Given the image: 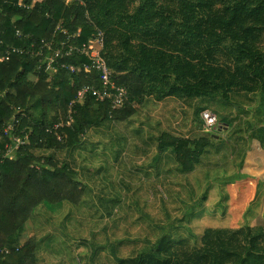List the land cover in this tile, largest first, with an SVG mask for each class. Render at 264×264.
I'll return each instance as SVG.
<instances>
[{
	"label": "trees",
	"instance_id": "obj_1",
	"mask_svg": "<svg viewBox=\"0 0 264 264\" xmlns=\"http://www.w3.org/2000/svg\"><path fill=\"white\" fill-rule=\"evenodd\" d=\"M98 31L103 33L102 55L111 78L128 91L120 109L89 92L73 102L78 91L98 84L97 70L83 71L90 64L84 55L73 52L58 59L79 67L77 72H54L49 64L50 77H42L47 54L62 43L81 46ZM263 34L264 0H0V56L10 50L0 61V131L16 125L10 139L0 138V198L7 199L0 207V264L34 263L37 240L32 236L23 241L19 232L37 205L78 203L83 195L68 165H59L51 154L38 158L33 149L71 151L89 129L113 117L128 118L148 95L187 102L221 98L233 108L224 121L232 114L236 135L245 116L237 112L246 105L235 104L232 94L264 100ZM263 118L264 111H256L246 128L263 130ZM22 135L29 136L26 145L8 151L13 137ZM215 142L213 136L192 140L162 132L157 149L171 150L181 168L191 171L202 151ZM208 223L198 247L162 235L148 251L118 258L115 264H264L263 226Z\"/></svg>",
	"mask_w": 264,
	"mask_h": 264
},
{
	"label": "rangeland",
	"instance_id": "obj_2",
	"mask_svg": "<svg viewBox=\"0 0 264 264\" xmlns=\"http://www.w3.org/2000/svg\"><path fill=\"white\" fill-rule=\"evenodd\" d=\"M49 58L50 54L44 57L46 72L42 77H50ZM247 95L231 96L235 104L246 105V110L237 112L245 115L239 117L243 118L240 130H250L248 121L254 122L256 111L263 110L264 100L257 102L254 95ZM229 105L217 97L187 102L148 95L128 118L111 119L89 129L83 142L71 151L33 149L38 158L51 154L59 165H68L74 183L83 189L78 203L42 202L33 209L19 232V239L27 234V239L33 236L37 240L33 264H115L118 258H134L148 251L162 235L183 246H200L201 235L210 224L206 212L216 198L215 167L225 151L217 137L223 130L235 134ZM206 110L217 118L212 129L204 125ZM227 113L232 114L224 121ZM220 121L230 124L224 126ZM162 132L192 140L213 136L216 142L202 151L193 170L184 171L175 153L157 149ZM2 136L10 139L0 131ZM207 164L214 166L212 172ZM6 202L2 196L0 207ZM221 218L215 214L213 221Z\"/></svg>",
	"mask_w": 264,
	"mask_h": 264
},
{
	"label": "crops",
	"instance_id": "obj_3",
	"mask_svg": "<svg viewBox=\"0 0 264 264\" xmlns=\"http://www.w3.org/2000/svg\"><path fill=\"white\" fill-rule=\"evenodd\" d=\"M261 123L264 126V118ZM221 141L225 144L224 157H218L215 182L210 178L216 183V198L208 206L207 221L216 227H264V129H241L236 135L223 130ZM206 168L212 172L214 166L207 164ZM206 183H210L209 177ZM214 210L222 217L218 222L209 218ZM27 236L24 234L22 240Z\"/></svg>",
	"mask_w": 264,
	"mask_h": 264
},
{
	"label": "built area",
	"instance_id": "obj_4",
	"mask_svg": "<svg viewBox=\"0 0 264 264\" xmlns=\"http://www.w3.org/2000/svg\"><path fill=\"white\" fill-rule=\"evenodd\" d=\"M86 18H89L88 14H86ZM63 32L66 33L65 31ZM20 35L21 34L18 33L19 37ZM72 36L73 35H68V38ZM102 49L103 33L101 31H98L94 38L89 39L86 43H82L81 46L62 43L60 48L55 49L51 52L49 64H54V72L61 71L64 74L75 73L80 69L79 67H75L67 63H62L58 59L65 56H70L73 52L88 57V59L90 60V64H85L82 67L83 71L86 73L90 72V70L92 69L97 70L99 73L98 84L97 86H95L94 84L85 86L82 90L78 91L77 97L73 100V102H78L82 99L86 92H89L96 100L109 101L114 109H120L124 105L125 101L128 100V91L124 86L118 85L113 80V78H111V71L108 68L106 60L102 55ZM11 51L22 52L21 49L18 48H12ZM9 52L10 50H6L4 52V55L0 56V61L3 59H7L9 57ZM202 118L207 129H212L217 124V118L211 111H203ZM115 119L118 120L117 117H115ZM15 126L16 125L14 124H8L7 126L3 127L2 131L5 135H9L10 131L13 130ZM28 140V135H22V137L14 136V144L13 146H9L8 151H16L19 149L21 150L26 145Z\"/></svg>",
	"mask_w": 264,
	"mask_h": 264
},
{
	"label": "bare ground",
	"instance_id": "obj_5",
	"mask_svg": "<svg viewBox=\"0 0 264 264\" xmlns=\"http://www.w3.org/2000/svg\"><path fill=\"white\" fill-rule=\"evenodd\" d=\"M113 120H116V119L113 117Z\"/></svg>",
	"mask_w": 264,
	"mask_h": 264
}]
</instances>
